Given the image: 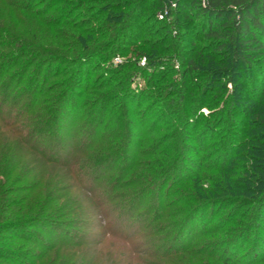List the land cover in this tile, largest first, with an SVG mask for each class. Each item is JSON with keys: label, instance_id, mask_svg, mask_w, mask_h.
Wrapping results in <instances>:
<instances>
[{"label": "trees", "instance_id": "16d2710c", "mask_svg": "<svg viewBox=\"0 0 264 264\" xmlns=\"http://www.w3.org/2000/svg\"><path fill=\"white\" fill-rule=\"evenodd\" d=\"M26 78V108L0 105V264L96 248L93 264L106 236L126 264H239L250 237L264 247V0H0L4 101ZM62 120L86 135L64 156L48 143ZM251 141L258 159L233 171ZM87 179L102 196L66 206ZM92 206L105 225L86 239Z\"/></svg>", "mask_w": 264, "mask_h": 264}, {"label": "rangeland", "instance_id": "374dc122", "mask_svg": "<svg viewBox=\"0 0 264 264\" xmlns=\"http://www.w3.org/2000/svg\"><path fill=\"white\" fill-rule=\"evenodd\" d=\"M119 59L121 60V62H124V60H125V58H123V57H119ZM142 61H144L143 58H141V61H140L141 65H142ZM9 75H10L9 78H11L12 77L11 73H9ZM97 75H98L97 72L93 73V77L91 79V82L94 80V78ZM6 78H8V77H6ZM27 82L28 81L26 78L25 80L22 81V84L19 87H15V90L18 92L20 91L19 93H21L18 95V97H16L15 94H12V96L8 97V99L6 101H4V99L9 94L8 90L5 89L6 87L2 88V86L0 85V105H2L3 102H6V104H7L6 107H4V109H5V114L3 113L4 117L8 116V117L12 118L14 116V114H12L13 110H19L20 111V110H23L26 108V105L28 104L27 101L30 99L31 96L34 95V94H32L33 91L30 88L31 85L29 84V82L28 83ZM24 102H25V104H24ZM202 112L205 113L206 111L202 110ZM66 120L70 121L69 118ZM66 120H62V122H63L62 126L63 127H61L59 130L60 134L55 135V137H51V138L49 137L50 140H48L49 141L48 142L49 147L52 149V151L61 155V156H64L69 151V149L73 146L74 140H78L79 138H86V135H82V133H79L77 131H73V132L68 131L67 132L68 128H65V127H66L68 122ZM5 122H6V120H5ZM62 129H63V132H62ZM8 140L9 139L7 137H4L3 140L0 139V146L3 145L4 142L7 143ZM249 143L251 144V146L255 150L248 149ZM249 143L245 144L244 146L240 145V148L237 150L238 153H242V156L244 155L243 157H240V158H239V156L233 157L232 160L230 161L231 162L229 164L230 166H236L235 168H232L233 171H235L237 169L238 164L245 163L246 159L249 157L254 156V161H256L258 159L257 153H258V149H260L259 143H255L253 141H251ZM212 148H213V145L211 146L210 150H212ZM15 152L16 151H14V153ZM23 153L26 154V151L23 150ZM247 155H248V157H247ZM21 156H22L21 153L16 152L14 155V159L16 161H19ZM30 156L34 157L36 155L31 154ZM232 169H231V174L233 176L232 178L234 180H236V178H234V177L237 174H236V172H233ZM18 171L19 170L16 169L13 173V176L16 175L18 173ZM21 172L28 173L26 168L22 169ZM208 174H209V172L205 171L202 173L201 177L203 179H208L210 177V176L209 177L207 176ZM250 179H254V177H252ZM84 186H85L84 188H79V189L76 188L73 191V194L70 196V197L74 198V200L72 198L71 199L69 198V199L64 201V204H66V206L76 207V206H78V204L80 202L82 207H84L83 209H85L86 207L89 206V201L91 200L92 197H94V199H96L97 197L100 198L102 196V195H100L102 193L101 189L103 187V185L101 183L100 184L98 182L94 183V182H91V180L87 179L85 181ZM91 188H93L94 191H92ZM172 199H175V198H172ZM85 200H88V201H85ZM80 215L76 214V212H74V214L69 215V218H65V220L74 219ZM86 219L89 222L88 228H82V226L80 224H78L79 225L78 229L81 228V231H83V232L87 231L86 232L87 234L85 236L86 239H91V236L93 238H99L101 228H98L95 225H99V223H101V225L104 226L105 222H104L102 217L97 216V214H95V208H93V206L89 209V214L87 215ZM122 221L121 220L120 221H113V226H114V228H117L121 232L128 233L129 232V230H128L129 226H127L126 223L122 222ZM261 223L263 224L262 227H264V221ZM137 225H138V223H134L133 225H131L132 230L135 229ZM68 228H69V231L72 230L71 227H68ZM84 229H87V230H84ZM44 239H51V238L44 237ZM260 240L264 241V238H262ZM135 241H137V240H135ZM251 243H252V237H250L248 239L246 248L240 253L239 264H246L249 260L251 263V259L254 258L253 257L254 253L257 254V257H256L257 259L264 257L263 256L264 255V250H263L264 247L259 245L257 247V250L253 251V250H250V247L247 248V246L248 245L250 246ZM126 244L127 243L123 240H118L117 238H113L111 236H106L105 240H103L102 246L99 248V249H101V251H98L99 253L96 254V257H95L96 260L93 262V264H111L112 260L116 264H126V261L128 260V258L125 256V255H128V250H127L128 248H126ZM127 246H128V244H127ZM95 249L96 248H94V250ZM94 250H90V249L87 250V248H83V250L78 251L75 254V252L73 253V251H76V250L75 249L72 250L71 248H69V249H66V251H64V252H60L57 254H59V256H61V257L65 254L68 259L72 258V257H74V258L77 257V261L75 260V262H73L71 264H85L87 262V259H85V258L90 256L89 254L93 253ZM108 251H109V253L112 254V256L110 258L108 257V254L106 255V253H108ZM263 263H264V260H263Z\"/></svg>", "mask_w": 264, "mask_h": 264}, {"label": "built area", "instance_id": "2783aa9c", "mask_svg": "<svg viewBox=\"0 0 264 264\" xmlns=\"http://www.w3.org/2000/svg\"><path fill=\"white\" fill-rule=\"evenodd\" d=\"M121 63V60L119 59V57H116L114 59V64L117 65V64H120ZM144 64V61H142V65Z\"/></svg>", "mask_w": 264, "mask_h": 264}]
</instances>
